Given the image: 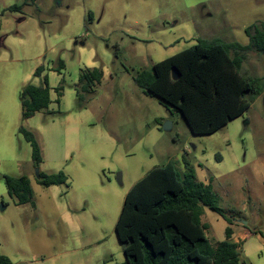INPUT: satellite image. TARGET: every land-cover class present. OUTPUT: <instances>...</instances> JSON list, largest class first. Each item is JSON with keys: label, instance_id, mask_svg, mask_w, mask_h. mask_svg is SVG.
Returning <instances> with one entry per match:
<instances>
[{"label": "rangeland", "instance_id": "1", "mask_svg": "<svg viewBox=\"0 0 264 264\" xmlns=\"http://www.w3.org/2000/svg\"><path fill=\"white\" fill-rule=\"evenodd\" d=\"M12 5L22 14L5 11ZM259 22L264 0H0V249L14 255L19 247L39 261L30 264H124L115 224L127 191L169 161L183 172V158L211 184L234 227L264 235V92L215 133L194 135L180 113L133 82L198 39L247 45L245 29ZM59 61L61 74L54 72ZM88 63L105 74L85 112L75 85ZM39 66L62 97L57 103L51 89L50 112L23 121L17 79L42 86L32 76ZM241 74L264 87V54L249 53ZM21 126L50 160L38 170L62 171L67 186L37 183ZM5 174L29 179L34 207L14 204ZM201 219L213 244L225 239L223 217L203 208ZM241 248L264 260L255 237Z\"/></svg>", "mask_w": 264, "mask_h": 264}, {"label": "trees", "instance_id": "2", "mask_svg": "<svg viewBox=\"0 0 264 264\" xmlns=\"http://www.w3.org/2000/svg\"><path fill=\"white\" fill-rule=\"evenodd\" d=\"M21 5L5 11L19 12ZM247 45L223 42L219 39H198L193 46L143 69L133 76V82L146 95L157 97L166 107L182 115L194 135H211L228 122L240 117L251 100L264 92L260 78L241 74L243 62L251 52L264 54V22L245 29ZM115 57L118 52L115 51ZM62 61L54 69L60 73ZM44 71L35 69L34 77ZM100 68H85L78 76L75 89L78 107L84 108L100 84ZM43 86L26 84L20 90L22 120L47 111L50 88L47 76ZM56 102L62 96V86L54 89ZM48 112V111H47ZM19 133L30 147L31 161L37 169V183L42 187L68 185L62 171L40 172L41 148L34 134L22 126ZM221 161L219 155L215 156ZM184 171L172 161L149 170L127 191L115 224V234L122 247L124 264H243L238 244L231 241L233 232L224 229L225 239L213 244L206 235L208 225L201 219L203 208L223 215L219 197L211 184L196 177L193 165L182 159ZM8 197L15 205L34 207L33 194L26 176L3 175ZM0 264H13L0 254Z\"/></svg>", "mask_w": 264, "mask_h": 264}, {"label": "crops", "instance_id": "3", "mask_svg": "<svg viewBox=\"0 0 264 264\" xmlns=\"http://www.w3.org/2000/svg\"><path fill=\"white\" fill-rule=\"evenodd\" d=\"M25 5V4H24ZM14 13H20V14H22V10H20L19 12H14ZM3 40H4V38H3ZM3 40H2V46H3ZM44 67V66H43ZM85 68H97V67H94L93 66V63H88L87 65H83V67L82 68H80V70H82V69H85ZM63 70V69H62ZM54 72H56V71H54ZM103 72V71H102ZM34 73V72H33ZM58 74H61V72L60 73H58ZM104 72H103V77H104ZM44 75H47L46 73H45V68H44V71L39 75V76H37V77H34V75L32 74V76L34 77V78H36V79H42L43 80V76ZM28 81V76L27 77H25L23 80H19V79H17V85H18V87H19V94H20V90L22 89V87H24L26 84H28V83H30V84H33V83H31V80H30V82H28V83H26ZM33 85H35V86H41V85H37V84H33ZM44 85V82H43V84H42V86ZM79 87V84L77 83L76 85H75V89L76 88H78ZM50 88V87H49ZM51 89H53V88H50V91H51ZM54 90V89H53ZM96 91V90H95ZM94 95V94H93ZM62 97V96H61ZM3 98V100L5 99V97L3 96L2 97ZM19 99H20V97H18ZM92 98V97H91ZM90 101V100H89ZM88 101V102H89ZM50 105V104H49ZM87 105H88V103L85 105V107L84 108H81L83 111H87L88 110V108H87ZM49 110V107H48V109H47V111ZM48 112H50V111H48ZM37 114V113H36ZM27 120V119H26ZM38 141V143H39V145H40V148H41V155H42V162H41V164H40V166H39V168H41L45 163H46V161H50L49 159H48V157H46V155H45V153H44V148H43V146H42V144L40 143V141L39 140H37ZM83 160V159H82ZM82 160H78V162L77 163H79L80 165H83V161ZM200 166V165H199ZM73 167L75 168V170H76V172L80 175V173L82 174V175H85V172L83 171V170H81V168H77L76 167V165L75 164H73ZM58 172V171H57ZM44 173V172H43ZM51 173H55V172H52V171H47V173L46 174H51ZM66 175V174H65ZM81 176V175H80ZM68 177V176H67ZM203 183H205V184H208V180L207 179H205V181L203 182ZM210 184V183H209ZM50 187H52V186H50ZM48 188V187H47ZM71 211H74L73 209H70ZM70 223V225H72L73 224V226H83V222H69ZM226 226H229L231 229H232V232H233V235H232V238H231V241L233 242V243H236V244H238V246H239V248H240V250H241V260H242V262H243V264H264V260H260V259H257V257H253V255L251 254V253H249V255L246 253V252H244L243 251V249L241 248V245L242 246H245V244H246V242H247V240H249L250 238H252V237H255V239H258V241H259V243L261 244V246H262V251H264V235H262V234H258V233H255V232H252V231H250V230H248L247 229V227H244V228H242V230H240L239 228H237V227H234L233 226V224H230V225H228V224H226ZM225 226V227H226ZM15 253H14V255H11V253H7V252H5V251H3V250H1L0 249V254H2V255H5V256H7L12 262H13V264H30V263H37V262H39L38 260H35V259H33V258H30V257H28V255H25L24 253H22V252H20L19 251V247H17L16 246V248H15ZM21 258H24V259H22L21 260ZM44 262V260L43 259H41L40 260V264H42ZM81 264H85V263H81Z\"/></svg>", "mask_w": 264, "mask_h": 264}, {"label": "water", "instance_id": "4", "mask_svg": "<svg viewBox=\"0 0 264 264\" xmlns=\"http://www.w3.org/2000/svg\"><path fill=\"white\" fill-rule=\"evenodd\" d=\"M165 127L167 128V127H169L168 125H165ZM36 173H38V171L36 170Z\"/></svg>", "mask_w": 264, "mask_h": 264}]
</instances>
